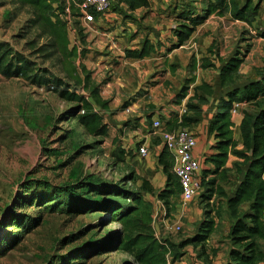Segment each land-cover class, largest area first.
Returning <instances> with one entry per match:
<instances>
[{
	"label": "rangeland",
	"instance_id": "374dc122",
	"mask_svg": "<svg viewBox=\"0 0 264 264\" xmlns=\"http://www.w3.org/2000/svg\"><path fill=\"white\" fill-rule=\"evenodd\" d=\"M262 1L254 0V3ZM69 4L77 9L73 2ZM78 15L79 11L71 13V43L89 54L88 43L81 40L80 30L86 29L77 20ZM32 17L29 8L13 0H0V42L23 53L36 69L50 70L56 78L64 79L57 64L32 55L26 47L28 42L37 39L36 31L30 26ZM243 37L246 40L240 48L242 53L258 50L246 61L244 70L261 60L262 66L254 67L260 75L264 72L261 71L264 58L259 50H264V42L257 48L255 36L249 30ZM90 62L87 56L84 64L100 87L103 99L110 102L107 111L97 107L109 126L106 138L90 136L76 120L73 113L76 105L62 100L52 87L33 86L23 79L0 76V264H135L132 256L110 248L119 228L118 224L111 223V212L83 211L80 206L103 201L95 192L99 184L119 185L126 192L134 193L143 186L150 188L137 169L146 157L139 154V143L130 144L137 124L133 128L132 122L126 119L133 116V104L146 97L154 77L149 81L139 77L133 61L121 69L115 61V65L101 72L91 67ZM119 71L121 81L131 80L128 89L122 88L123 92L113 83ZM252 77L256 74L250 75L249 80ZM66 84L69 83L62 87ZM191 84H186V96ZM175 98L174 105H179V97ZM247 109L255 111L251 105ZM119 113H123V119L116 121ZM160 117L162 122H167L165 116ZM148 192H143L144 197ZM112 193L106 194L105 200L125 203L124 196ZM174 202V209L169 212L162 201L170 221L176 215L177 205L191 208L194 203H185L182 197L172 199ZM207 209L210 208L203 207V217ZM197 225L198 222L194 224ZM186 233H176V242L180 244L193 237ZM259 245L264 251V241ZM209 250L208 244L205 248L191 245L182 253L195 254L208 264Z\"/></svg>",
	"mask_w": 264,
	"mask_h": 264
},
{
	"label": "trees",
	"instance_id": "16d2710c",
	"mask_svg": "<svg viewBox=\"0 0 264 264\" xmlns=\"http://www.w3.org/2000/svg\"><path fill=\"white\" fill-rule=\"evenodd\" d=\"M13 1L22 7L29 8L33 14L30 26L36 31L37 39L28 42L26 47L32 51V55L40 56L45 62L57 64L61 68L64 79L56 78L50 70L36 69L23 53L5 42H0V76L7 79H23L33 86L54 87V91L62 100L76 105L73 111L76 120L90 136L108 137L109 126L97 111V107L108 110L110 102L103 99L100 87L94 83L91 73L83 63L87 51L72 45L70 39V26L66 16L68 9L71 13L78 9L70 5L68 0ZM115 1L119 4L124 3L131 11L150 7L149 0ZM260 5L261 3L255 4L254 0H247L242 6L235 0H216L214 4L208 6L202 16L183 18L184 22L175 30L179 46L189 41L197 28L214 14L223 16L226 12H231L234 19L252 25L256 21ZM80 35L82 42L85 43L83 30H80ZM260 37L264 38V32L260 34ZM154 50L150 41L147 40L141 50H128L125 55L128 59L143 60L150 57ZM250 50L248 49L245 53L238 50L226 64L222 65L220 83L227 92L210 125V133L218 140L217 154L208 159V162L215 166L213 174H220L230 155L243 159L247 165L244 180L235 196L228 200V209L234 223L229 234L232 243L231 262L227 264L264 262V251L259 245L260 241H264V74L260 73L258 79L251 78L239 85L240 70ZM210 53H213L212 48ZM201 66L203 69H210L214 68L215 64L205 60ZM191 69H194L193 65ZM194 81V79L186 81L178 94L180 99L178 103L186 97L188 89L186 84L189 85ZM66 82L69 84L63 88ZM196 91H205L209 95L213 93L212 86L207 84L197 87ZM205 101L206 99L201 98V102ZM235 103L248 104L255 108V111L248 109L243 111L241 133L245 152L237 150L238 143L234 139L235 125L232 110ZM187 108L189 112H195L196 116L201 114L200 108L193 103H189ZM197 121L187 112L182 116V122H179L177 118L169 121L167 127L170 131L181 127L190 128ZM176 125L179 126L175 127ZM158 160L159 166L167 177V184L156 196L165 203L170 212L176 203H172V199L181 197L182 188L179 178L174 173L175 159L166 147L163 148ZM223 172L227 174L226 170ZM216 183L217 179L206 181V175H203L202 187L213 190ZM102 186V184L96 186L95 192L103 201L83 203L80 208L83 211L93 209L111 212L109 217L111 223L118 224L119 228L110 248L132 256L135 264H178L184 257L183 249L191 245L196 248H205L216 230V216L212 210L207 209L198 232L192 238L180 244L170 239H159L153 226L154 206L143 195L144 191L153 193L150 188L143 186L139 192L134 193L126 192L119 185ZM110 191L114 192L112 193L114 195L124 196L125 203L121 205L114 200H105V195ZM245 204H250V211L241 213V208Z\"/></svg>",
	"mask_w": 264,
	"mask_h": 264
},
{
	"label": "crops",
	"instance_id": "0c3cea01",
	"mask_svg": "<svg viewBox=\"0 0 264 264\" xmlns=\"http://www.w3.org/2000/svg\"><path fill=\"white\" fill-rule=\"evenodd\" d=\"M235 1L242 6L247 0ZM113 2V10L98 17L91 28L87 29L83 25L86 29L84 30L86 33L85 44L88 43L87 50L89 51L86 57L90 56L89 64L91 67H97L98 72L116 63L118 69H121L133 61V66L139 69V72L136 71L139 77L146 81L154 77L153 86L147 89L145 98H141L139 102L133 104V108L131 107L133 116L127 118L126 121L132 122L131 125L137 124V128H134L133 125L134 140H131L130 144L137 142L139 147L146 146L149 149V155L137 169L153 191V193L148 192L145 199L154 206L153 226L156 236L159 239H170L177 243V234L170 229L174 225H181L183 232L186 231L188 237L195 236L204 219L203 207L210 208L216 216V230L208 242L210 249L207 252L208 264H227L231 262L232 244L229 234L234 223L228 209V200L235 196L244 180L247 165L243 159L230 155L220 174H213L215 166L208 162V159L217 154L218 140L210 133V125L227 92L220 83L222 65L226 64L238 50L241 51L243 41L246 40L243 35L247 30L255 36L254 43L258 45L257 48L264 42V38L259 35L264 32V1L260 5L256 21L252 25L234 19L231 12H226L223 16L214 14L197 28L183 46H179V40L175 34L177 27L184 22L183 18L202 16L208 6L214 4L216 0H149L150 7L136 11L129 10L124 3L119 4L115 0ZM147 40L155 49L150 57L143 60L126 58V51L141 50ZM93 41L95 42L92 44ZM211 48L213 53H210ZM257 51L254 49L248 53L240 70L239 85L246 83L250 75L254 73L256 77H252V79L259 78L258 70L254 67L259 69L262 66L261 60L254 62L251 69L245 68L244 70L246 61L253 58ZM259 52L261 58H264V50H259ZM95 57L96 59H94ZM205 60L215 64V67L203 69L201 65ZM192 65L194 69H191ZM261 73L264 74V72ZM119 75L120 71L115 73L113 83L118 86V91L123 92L122 88L128 89L131 80L121 81ZM189 79L195 80L190 85L191 90L179 105H174V102L177 101L175 97L178 96ZM203 84L212 86L213 93L209 95L202 91H196L197 95L194 89ZM201 98L206 101L201 102ZM188 102L200 108L199 116H196L193 111H188L186 108ZM247 105L242 104L240 113L233 116L234 139L238 143L237 150L243 152L246 151V148L241 133V123L244 118L243 111L247 109ZM134 107L135 110H133ZM185 109H187L188 115L190 114L198 120L190 129L197 135L194 156L202 163L200 178L203 179V175H206V181L217 179V183L213 190L202 187L200 195L193 201L191 208L177 205L176 215L170 221L166 218V208L156 196L167 184V177L159 166L158 160L164 146L161 139L152 133L150 122L156 119L162 120L160 116H165L167 122L177 118L179 122H182ZM122 117L123 113H119L115 120L121 121ZM167 122H163L166 127ZM167 129L169 130L168 127ZM223 170H226L227 174H224ZM222 192L224 194H221ZM249 211L250 204H245L241 208V213ZM197 222L198 225L194 226ZM178 264L206 263L199 260L195 254H191V256L184 255ZM258 264H264V262Z\"/></svg>",
	"mask_w": 264,
	"mask_h": 264
},
{
	"label": "built area",
	"instance_id": "2783aa9c",
	"mask_svg": "<svg viewBox=\"0 0 264 264\" xmlns=\"http://www.w3.org/2000/svg\"><path fill=\"white\" fill-rule=\"evenodd\" d=\"M68 1L76 5L79 11L77 20L87 29L95 24L98 17L104 16L113 10L111 0ZM70 18L71 10L68 9L66 20L71 29ZM52 90H54V87H52ZM242 104H234L232 116L240 113ZM186 113L187 109L184 110V114ZM151 127L152 133L161 139L163 146L168 149L175 159L174 172L180 180L183 201L185 203L193 202L202 191V179L199 175L202 163L194 156V150L197 146V135L190 128L184 127L170 131L160 119L153 120ZM138 152L142 157L149 155V149L146 146L139 147ZM170 229L177 234L183 233V227L181 225L171 226Z\"/></svg>",
	"mask_w": 264,
	"mask_h": 264
}]
</instances>
